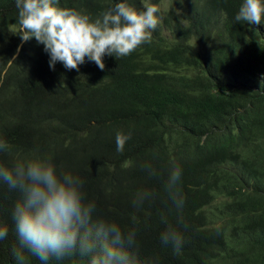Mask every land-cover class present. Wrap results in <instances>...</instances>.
Here are the masks:
<instances>
[{
    "label": "trees",
    "instance_id": "obj_1",
    "mask_svg": "<svg viewBox=\"0 0 264 264\" xmlns=\"http://www.w3.org/2000/svg\"><path fill=\"white\" fill-rule=\"evenodd\" d=\"M216 1L222 8L217 11L225 14V26L214 35L205 31L201 36L181 37L178 29L159 24L151 42L127 57L105 56L104 69L90 68L85 81L51 72L44 82L55 95L39 100L38 107L26 103L27 93L39 84L40 74L31 68L36 61L22 49L2 76L18 40L0 59V119L14 122L10 133L18 145L28 135L30 145L50 146L39 128L26 133L20 127L53 114L56 110L44 109L56 106L60 124L68 115H80L82 109L108 110L101 119L113 138L118 132L128 133L127 125L133 126L124 151L111 149L101 172V188L94 198L97 218L123 224L132 210L167 198L163 180L172 162L183 170L185 206L178 213L177 228L184 236L204 201L223 192L229 219L220 228L217 243L208 244L206 236L192 226L189 250L187 245L176 254L170 245L157 247L167 257L164 264H264V24L235 21L241 0ZM60 5L95 17L110 7V0H60ZM15 17V0H0L1 35ZM37 62H44L41 55ZM145 117L148 125L134 126ZM175 123L184 124V130L175 129ZM203 134L215 138L218 161L199 156ZM12 146V155H0V163L10 165L13 157L28 155ZM147 156L160 177H149L144 171L141 162ZM142 176L158 186L157 197L134 207L135 186ZM18 196L0 184V223L9 227L8 238L0 242V264H14L11 249L16 238L10 209ZM234 237L238 238L236 249L226 253L225 245ZM202 246H206L205 254H201ZM138 254L142 264H152L151 249ZM32 264L39 261L33 258ZM63 264L86 261L73 257Z\"/></svg>",
    "mask_w": 264,
    "mask_h": 264
},
{
    "label": "clouds",
    "instance_id": "obj_2",
    "mask_svg": "<svg viewBox=\"0 0 264 264\" xmlns=\"http://www.w3.org/2000/svg\"><path fill=\"white\" fill-rule=\"evenodd\" d=\"M162 1L110 0V7L94 17L64 7L60 0H15L18 18L7 22L0 34V59L12 42L18 40V44L2 76L23 49L25 56L36 61L32 70L40 74L39 84L27 93L26 103L38 107L39 100L55 95L44 82L51 72L85 81L90 68L104 69L105 56L127 57L151 42L159 24L166 22L167 29H178L181 37L201 36L205 31L214 35L225 26V14L217 11L222 8L216 0H167V8L162 7ZM235 21L264 24V0H241ZM40 55L42 63L37 62ZM44 110L56 111L21 124L20 129L34 133L39 128L50 146L30 145L28 135L18 145L10 133V128L16 126L14 122L0 119V155H12L13 143L28 154L13 157L10 165L0 163V184L19 193L10 209L16 238L11 249L14 264H32L33 258L39 264H63L73 257L86 264H142L138 252L148 249L152 264H164L167 257L157 247L170 245L176 254L187 245L189 250L193 244L192 226L206 236L208 244L217 243L220 228L229 219L223 192L204 201L200 215L194 217L188 236H184L177 228L178 213L185 206L183 170L174 162L163 180L167 198H161L159 203L152 201L157 197L158 186L142 176L136 183L132 204L141 207L152 201L150 204L132 210L123 224L97 218L94 198L101 188V172L111 149L124 151L132 138L129 130L133 126L127 125L128 133L118 132L113 138L106 133L101 119V113L108 110L82 109L80 115H68L61 124L56 120L58 106ZM148 124L145 117L134 126ZM183 126L175 123L177 130H184ZM218 149L214 137L201 136L199 156L216 162ZM141 164L149 177L161 176L148 156ZM217 168L220 169L218 164ZM8 236V225L0 223V242ZM237 240L234 237L225 245L226 253L236 249ZM205 247L202 246L201 254H205Z\"/></svg>",
    "mask_w": 264,
    "mask_h": 264
},
{
    "label": "rangeland",
    "instance_id": "obj_3",
    "mask_svg": "<svg viewBox=\"0 0 264 264\" xmlns=\"http://www.w3.org/2000/svg\"><path fill=\"white\" fill-rule=\"evenodd\" d=\"M162 7L163 8H167L168 7V1L167 0L162 1Z\"/></svg>",
    "mask_w": 264,
    "mask_h": 264
}]
</instances>
